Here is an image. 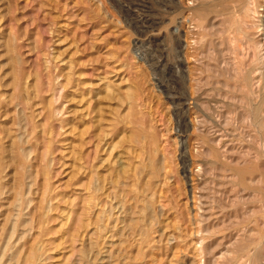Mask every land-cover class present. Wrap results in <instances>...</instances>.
Wrapping results in <instances>:
<instances>
[{
	"label": "rangeland",
	"instance_id": "rangeland-1",
	"mask_svg": "<svg viewBox=\"0 0 264 264\" xmlns=\"http://www.w3.org/2000/svg\"><path fill=\"white\" fill-rule=\"evenodd\" d=\"M255 51L264 58V0H0V249L14 226L9 264L33 253V264H264L263 151L252 147L260 161L243 172L222 161L214 135L196 130L192 103L221 120L225 145L249 146L236 129L253 135L244 119L264 102Z\"/></svg>",
	"mask_w": 264,
	"mask_h": 264
},
{
	"label": "bare ground",
	"instance_id": "bare-ground-1",
	"mask_svg": "<svg viewBox=\"0 0 264 264\" xmlns=\"http://www.w3.org/2000/svg\"><path fill=\"white\" fill-rule=\"evenodd\" d=\"M243 1V0H242ZM249 3V2H248ZM251 3V2H250ZM247 5V4H246ZM252 5V4H251ZM249 6H250V4H249ZM251 7V6H250ZM254 7V6H253ZM247 8V7H246ZM244 10H245V8H244ZM254 10V9H253ZM242 11V10H241ZM247 12H248V10H246ZM243 12V11H242ZM252 12V11H251ZM250 12V13H251ZM247 15V14H246ZM252 15H254V12L252 13ZM252 17V16H251ZM242 18V17H241ZM185 19V18H184ZM244 19V18H243ZM246 20V19H245ZM253 20V19H252ZM192 21H195V19L194 20H192ZM238 23V22H237ZM199 25V24H198ZM237 25H239V24H237ZM253 25V24H252ZM200 27V26H199ZM250 27V26H249ZM144 28V27H143ZM254 28V27H253ZM201 29V28H200ZM199 29V30H200ZM251 29H252V27H251ZM239 30V29H238ZM237 30V31H238ZM248 31V30H247ZM177 35V34H176ZM180 38H181V36H180ZM245 38V37H244ZM243 38V39H244ZM246 40V39H245ZM194 41V40H193ZM192 41V42H193ZM197 43H198V41H197ZM193 44H196V43H193ZM245 44L246 45H248V42L246 43L245 42ZM182 46V45H181ZM195 46V45H194ZM259 46V45H258ZM238 48H240V47H238ZM238 48H237V50H238ZM181 49V48H180ZM254 49V48H253ZM260 49V48H259ZM248 51V50H247ZM251 51H253L252 49H251ZM239 53V52H238ZM259 53V52H258ZM240 54V53H239ZM182 60V59H181ZM243 60V59H242ZM251 60V59H250ZM237 61V60H236ZM244 61V60H243ZM183 63V62H182ZM236 63V62H235ZM238 63V62H237ZM180 64V63H179ZM252 66L251 67H253V69L251 70L252 71V73H255V71H258L259 72V70L261 71L262 69V67H264L263 65H264V58L261 56V55H258L257 53H256V51H255V53H254V55H253V59H252ZM233 66V65H232ZM183 67V66H182ZM234 67H236L235 65H234ZM238 68H239V66H238ZM235 70H237L236 68H234ZM185 70V69H184ZM187 70V69H186ZM192 70V69H191ZM188 71V70H187ZM187 71H183V72H187ZM189 71H190V68H189ZM248 71V70H247ZM182 72V73H183ZM181 73V74H182ZM190 73V72H189ZM237 73V72H236ZM239 73V72H238ZM243 73V72H242ZM246 73V72H245ZM244 73V74H245ZM251 72H250V74H252ZM191 74H193V72L191 73ZM256 74V73H255ZM258 74H260V73H258ZM190 76V75H189ZM248 76H251V75H249L248 74ZM260 77H261V75H259ZM188 77V76H187ZM239 77H241V75L239 76ZM184 78H186V76H184ZM194 78V77H193ZM251 78V83L250 82H248V83H250V84H252V81H253V77H250ZM189 79H190V77H189ZM242 79V78H241ZM261 79V78H260ZM185 81V80H184ZM242 81V80H241ZM255 81V80H254ZM195 82V81H194ZM193 82V83H194ZM246 82V81H245ZM259 82V81H258ZM192 83V82H191ZM243 83H244V81H243ZM242 83V84H243ZM190 85V84H189ZM188 85V86H189ZM246 84H244V86H245ZM255 85V84H254ZM264 85V84H263ZM247 86V85H246ZM245 86V87H246ZM250 86V85H249ZM190 87V86H189ZM188 87V88H189ZM239 87H240V84H239ZM248 87V86H247ZM255 87H257V86H255ZM262 87V86H261ZM191 88V87H190ZM251 88H254V87H252L251 86ZM250 88V89H251ZM187 89V88H186ZM186 89H185V91H186ZM247 89V88H246ZM249 89V88H248ZM249 89V90H250ZM198 90V89H197ZM248 90V91H249ZM255 90H256V88H255ZM196 91V90H195ZM194 91V92H195ZM197 92V91H196ZM251 91H249L248 93H250ZM255 92V91H254ZM259 92V91H258ZM186 93V92H185ZM184 93V94H185ZM262 93V92H261ZM189 94V93H188ZM192 94V93H191ZM195 95V94H194ZM203 95V94H202ZM205 95V94H204ZM251 95V94H250ZM253 95V94H252ZM256 95V94H255ZM261 95V94H260ZM263 95V94H262ZM184 96V98H183V101L184 102H187L188 101V99H187V97H189V95L187 96V94H185V95H183ZM196 96V95H195ZM249 96V95H248ZM191 97H193V96H191ZM253 97V96H252ZM258 97H260L259 95H258ZM197 98V97H196ZM186 99H187V101H186ZM191 99V98H190ZM263 99V98H262ZM202 100H204V99H202ZM248 100V99H247ZM198 101H200V99L199 100H193V102L192 103H194L195 104V109H196V107H197V109H198V114L199 115H197V113H196V115L197 116H193V117H195V118H193V119H195L194 121L196 122V130L198 131V133H200L201 135H204V136H207V135H210V136H212V135H214L212 138L213 139H211V140H209L208 139V137H207V139L209 140V142H210V144H213V146H215V148L218 150V155L221 157V160L222 161H229L230 160V163L234 166V167H237L238 169H240V166H242V165H244V164H250L251 162H256V164L260 161L259 159H260V156L259 155H256V153H253V149H252V147H255L257 150L259 149V151H260V149L263 151V153L262 154H264V141L262 140V134H263V132H264V102H262L261 103V105L260 106H257V108H256V110H254V112H253V116L250 118V116H249V118L247 117V118H245L244 120H245V122H247L248 124H250V127L252 128L253 127V130H254V133H253V135H251V134H247L246 132H245V130L244 129H246V127H242V128H240L239 130L238 129H236V136L239 138V136H243V135H245L246 137H249V139H250V145L249 146H247V147H243L241 144L239 145H230L231 146V148H230V146L229 145H225L224 144V140H225V137H226V135L224 134V128H223V126H222V123H221V120H219V118L218 117H216L215 116V118H217V120H216V122H213L211 119H210V117H209V114L207 113V112H204V111H202V108H200V106H199V103L200 102H202V101H200L199 103H198ZM205 101V100H204ZM254 101H256V100H254ZM189 102V101H188ZM249 102H251V100L250 101H248V103ZM191 103V102H190ZM190 103H188V104H190ZM252 103V102H251ZM257 104H258V101L256 102ZM193 104V105H194ZM211 104V103H210ZM225 104V103H224ZM244 104V103H243ZM217 105V104H216ZM251 105H253V104H251ZM256 105V104H255ZM223 106V105H222ZM221 106V107H222ZM174 107V106H173ZM194 107V106H193ZM176 108H178V107H176ZM183 108V107H182ZM181 108V109H182ZM179 109V108H178ZM180 110V109H179ZM243 110V109H242ZM185 111V110H184ZM186 111H187V108H186ZM211 111V110H210ZM209 111V112H210ZM179 112V111H178ZM248 112V111H247ZM246 112V113H247ZM180 113V112H179ZM183 113H185V112H183ZM250 113H252L251 112V110H250ZM130 115V114H129ZM129 115L127 116V117H129ZM185 115V114H184ZM184 115H182V116H180L181 118H182V120H180L181 122H183V124H184V126H185V129L189 126V124H185V121H184ZM244 115V114H243ZM249 115V114H248ZM251 115V114H250ZM132 116V115H131ZM175 116V115H174ZM178 116H179V114H178ZM178 116H175L176 118L178 117ZM180 117H178L179 119H181ZM243 117V116H242ZM23 118V117H22ZM142 118V117H141ZM176 118H175V120H176ZM187 118V117H186ZM191 119V118H190ZM192 119V120H193ZM228 119V118H227ZM178 120V119H177ZM177 120H176V122H177ZM192 120H191V122H192ZM223 120V119H222ZM233 120V119H232ZM138 121V120H137ZM188 121V120H187ZM190 121V120H189ZM227 121V120H226ZM140 122V121H139ZM190 122V123H191ZM234 122V121H233ZM246 123V124H247ZM178 124V123H177ZM179 124H180V122H179ZM179 124L177 125V126H179ZM212 124H214V126L212 125ZM181 125V124H180ZM191 125H193V123H191ZM232 126H233V124H232ZM193 127V126H192ZM191 127V128H192ZM234 127H236V126H234ZM140 128H142V127H140ZM140 128L138 129V130H140ZM189 128V127H188ZM187 128V129H188ZM180 129V128H179ZM178 129V130H179ZM194 129V128H193ZM142 130V129H141ZM190 130V129H189ZM180 131V130H179ZM230 132V131H229ZM182 133V132H181ZM183 134H185V133H183ZM192 134H193V132H192ZM144 135H146V134H144ZM147 136V135H146ZM193 136V135H192ZM200 136V135H199ZM198 136V137H199ZM151 137V139H152V141H154V139L152 138V136H150ZM230 137V136H229ZM21 138V137H20ZM228 138V137H227ZM133 139V138H132ZM150 139V138H149ZM200 139V138H199ZM20 140V139H19ZM198 140V139H197ZM202 140H204V139H202ZM230 140V139H229ZM234 140V139H233ZM149 141V140H148ZM184 141V140H183ZM199 141V140H198ZM235 141V140H234ZM240 141V140H239ZM204 143H207L206 141H203ZM229 142V141H228ZM227 142V143H228ZM236 142H238V141H236ZM144 143V141H142V144ZM155 143V142H154ZM154 143H153V145H154ZM177 143V142H176ZM176 143H175V145H176ZM199 143V142H198ZM231 143H233V142H231ZM14 144L15 143H13V146H14ZM197 144V143H196ZM145 145V144H144ZM151 145V144H150ZM150 145H148L147 144V146H150ZM207 145V144H206ZM145 147H146V145H145ZM145 147H143V148H145ZM177 147V146H176ZM186 147V146H185ZM211 147H212V145H211ZM140 148V147H139ZM148 148V147H147ZM150 148V147H149ZM152 148H155V146L153 147L152 146ZM194 148V147H193ZM192 148V149H193ZM202 149H201V151H199V152H197L198 154H200L201 156L202 155H204V154H206V155H208V150L207 149H205V147H204V145H202V147H201ZM49 149V148H48ZM199 149V148H198ZM215 149V150H216ZM177 150V149H176ZM144 151V150H143ZM142 151V152H143ZM149 150H147V152H148ZM152 151H154V150H152ZM156 151H157V148H156ZM155 151V152H156ZM181 161H182V165H183V173L185 174L186 172H187V169H188V163L186 162V160H185V157H184V145L182 144V147H181ZM197 151V150H196ZM46 152H49L48 150H46ZM146 152V151H145ZM15 153V152H14ZM192 153V152H191ZM191 153H189L190 155H191ZM193 153H194V151H193ZM45 154V153H44ZM142 154H144V152L142 153ZM155 154V153H154ZM213 154V153H212ZM215 154V153H214ZM46 155H47V153H46ZM46 155H45V157L43 158V159H46ZM150 155V154H149ZM156 155V154H155ZM193 155V154H192ZM140 156H142V155H140ZM139 156V157H140ZM157 156V155H156ZM20 157V156H19ZM145 157V156H144ZM165 157V156H164ZM21 158V157H20ZM142 157H140V158H138V160L139 161H141L140 159H141ZM152 158V157H151ZM151 158H150V160H151ZM202 158V157H201ZM148 159V158H147ZM157 160V159H156ZM165 160V159H164ZM205 160V159H204ZM220 160V159H219ZM143 161V160H142ZM206 161V160H205ZM217 162V161H216ZM220 162V161H219ZM199 164H200V162H198ZM148 164V163H147ZM198 164V165H199ZM222 164V163H221ZM252 164V163H251ZM255 164V165H256ZM262 164V163H261ZM1 165V164H0ZM150 166H151V164H149ZM141 166V165H140ZM139 166V167H140ZM148 166V165H147ZM168 166V165H167ZM220 166V168H221V165H219ZM223 166V165H222ZM145 167V166H144ZM149 167V166H148ZM156 167V166H155ZM159 167V166H158ZM196 167V166H195ZM264 167V166H263ZM45 168H46V166H45ZM128 168V167H127ZM138 168V167H137ZM136 168V169H137ZM199 168V167H198ZM215 168V167H214ZM1 169L2 168H0V171H1ZM18 169H20V168H18ZM43 169V168H42ZM95 169H97V168H95ZM149 169V168H148ZM156 169V168H155ZM229 169V168H228ZM243 169H245V168H243ZM125 170V169H124ZM141 170V169H140ZM143 170V169H142ZM165 170V169H164ZM226 170V169H225ZM230 170H232V169H230ZM241 170V169H240ZM24 171V170H23ZM29 171V170H28ZM121 171V170H120ZM122 171H123V169H122ZM135 171H137V170H134V174H135ZM139 171V170H138ZM150 171V170H149ZM156 171V170H155ZM163 171V170H162ZM198 171H200V172H202V168H201V166H200V168L198 169ZM221 171H222V169H221ZM229 171V170H228ZM227 171V172H228ZM242 172H243V170H241ZM2 172V171H1ZM38 172V171H37ZM116 172V171H115ZM128 172V171H127ZM142 172V171H141ZM156 172H158V171H156ZM159 172H160V170H159ZM207 172V171H206ZM223 172H225L224 170H223ZM161 173V172H160ZM193 173V172H192ZM196 173V172H195ZM260 173V172H259ZM18 174V173H17ZM30 174V173H29ZM43 174H45L44 172H43ZM128 174H130V173H128ZM134 174H133V176H134ZM139 174V173H138ZM143 174H145L144 172H143ZM142 174V175H143ZM154 174V173H153ZM165 174V173H164ZM169 174V173H168ZM198 174V173H197ZM2 175V174H1ZM96 175V174H95ZM94 175V176H95ZM110 175H112L111 173H110ZM146 175V174H145ZM186 175H187V173H186ZM198 175H200V174H198ZM17 176V175H16ZM36 176V175H35ZM39 175H37L36 177H38ZM45 176V175H44ZM101 176V175H100ZM115 176V175H114ZM126 176V175H125ZM130 176V175H129ZM135 176H137V175H135ZM165 176H166V174H165ZM188 176V175H187ZM233 176V175H232ZM18 177V176H17ZM40 177V176H39ZM143 177H146V176H143ZM159 177V176H158ZM189 177V176H188ZM236 175L234 176V177H232L233 179H237L238 177H236ZM245 176H243V174L241 175V177H240V179L242 178H244ZM44 178V177H43ZM105 177H103V179H104ZM110 178V177H109ZM133 178V177H132ZM137 178H139L138 176H137ZM137 178L135 177V179L137 180ZM183 178H185V177H183ZM192 178H193V176L191 177V181H192ZM34 179V178H33ZM45 179V178H44ZM114 179V178H113ZM117 179V178H116ZM126 179V178H125ZM200 179V178H199ZM119 180V179H118ZM128 180V179H127ZM127 180L125 181V182H127ZM166 180H168V179H166ZM166 180H165V182H166ZM238 180V179H237ZM19 181V180H18ZM36 181V180H35ZM45 181V180H44ZM47 181H48V179H47ZM105 181V180H104ZM121 181V180H120ZM123 181H124V178H123ZM157 181H158V179H157ZM156 181V182H157ZM188 181V180H187ZM1 182V181H0ZM46 182V181H45ZM132 182V181H131ZM146 182V181H145ZM164 182V183H165ZM168 182V181H167ZM183 182V181H182ZM184 182H186V181H184ZM183 182V183H184ZM206 182H208V181H206ZM251 182L253 183L254 181H252L251 180ZM260 182V181H259ZM35 183V182H34ZM95 182L93 181V184H94ZM114 183H115V181H114ZM117 183V182H116ZM139 182H137V184H138ZM147 183V182H146ZM188 183V182H187ZM192 183V182H191ZM195 183V182H194ZM226 183V182H225ZM229 183V182H228ZM97 184V183H96ZM96 184H95V186H96ZM104 184H105V182H104ZM134 184V183H133ZM186 184V183H185ZM193 184V183H192ZM227 184V183H226ZM261 184V183H260ZM1 185V184H0ZM46 185V184H45ZM47 185H48V182H47ZM112 185V184H111ZM116 185V184H115ZM135 185V184H134ZM162 185V184H161ZM165 185H166V183H165ZM184 185V184H183ZM2 186H4V185H2ZM88 186V185H87ZM105 186V185H104ZM107 186V185H106ZM108 186H109V184H108ZM107 186V187H108ZM137 186V185H136ZM135 186V187H136ZM139 186V185H138ZM150 186V185H149ZM186 186V185H185ZM192 186V185H191ZM205 186H207V185H205ZM238 186V185H237ZM237 186L235 187V188H237ZM259 186V185H258ZM261 186H264V185H261ZM48 187V186H47ZM47 187H46V189H47ZM91 187H93V186H90V187H88V188H91ZM97 187V186H96ZM106 187V188H107ZM124 187V186H123ZM196 187V186H195ZM11 188V187H10ZM13 188V187H12ZM30 188V187H29ZM95 188V187H94ZM113 188V187H112ZM111 188V189H112ZM126 188V187H125ZM139 188L141 189L142 187H141V185L139 186ZM149 188V187H148ZM147 188V189H148ZM185 188V187H184ZM183 188V189H184ZM193 188V187H192ZM262 188V187H261ZM2 189V188H1ZM1 189H0V191H1ZM6 189V188H5ZM13 189H16L15 187L13 188ZM42 189V188H41ZM93 189V188H92ZM109 189V188H108ZM107 189V190H108ZM128 189V188H127ZM156 189V188H155ZM187 189V188H186ZM258 189V188H257ZM10 190V189H9ZM25 190H27V189H25ZM44 190V189H43ZM107 190L105 191V192H107ZM134 190V189H133ZM132 190V191H133ZM136 190H137V188H136ZM136 190H134L133 191V193L131 194V195H133L134 194V192L136 191ZM142 190V189H141ZM194 190H195V188H194ZM193 190V191H194ZM201 190V189H200ZM204 190H205V188H204ZM210 190V189H209ZM212 190V189H211ZM233 190V189H232ZM239 190V189H238ZM262 190V189H261ZM5 191V190H4ZM92 191V190H91ZM91 191H88V195H91L92 193H90L89 194V192H91ZM111 191V190H110ZM127 191V190H126ZM129 191V190H128ZM192 191V192H193ZM252 191V190H251ZM263 191H264V189H263ZM87 192V191H86ZM102 192V191H101ZM101 192H100V194H101ZM113 192V191H112ZM111 192V193H112ZM115 192H116V188H115ZM137 192V191H136ZM135 192V193H136ZM143 192V191H142ZM147 192H149L148 190H147ZM154 192V191H153ZM155 192H156V190H155ZM215 192V191H214ZM217 192V191H216ZM7 193V192H6ZM5 193V194H6ZM10 192H8V194H9ZM15 193H17L16 191H15ZM43 193H44V191H43ZM93 193H94V190H93ZM110 193V192H109ZM114 193V192H113ZM113 193H112V195H113ZM237 193V192H236ZM254 193H256L255 191H254ZM26 194H27V192H26ZM102 194H103V192H102ZM144 194H146V193H144ZM154 194V193H153ZM13 195H14V193H13ZM25 195V194H24ZM45 195H48V192H47V194H43V196H45ZM87 195V194H86ZM93 195V194H92ZM111 195V194H110ZM115 195V194H114ZM120 195V194H119ZM195 195V194H194ZM219 195V194H218ZM244 195H245V193H244ZM253 195V194H252ZM123 196V195H122ZM143 196V195H142ZM197 196V195H196ZM200 196V195H199ZM14 197H15V195H14ZM14 197H13V199H14ZM17 197H18V195H17ZM46 197V196H45ZM50 197V196H49ZM48 197V198H49ZM88 197V196H87ZM100 197H101V195H100ZM106 197V196H105ZM111 196H109V198H110ZM120 197V196H119ZM125 197H126V194H125ZM149 197V196H148ZM194 197V196H193ZM252 197V196H251ZM24 198V197H23ZM47 198V197H46ZM47 198V199H48ZM89 198H92V197H88V199ZM95 198H96V196H95ZM127 198V197H126ZM146 198V197H145ZM187 198V197H186ZM248 198V197H247ZM9 199V198H8ZM42 199V198H41ZM111 199H112V197H111ZM111 199L109 200V202L111 201ZM128 199H130V198H128ZM134 199V198H133ZM132 199V200H133ZM138 199V198H137ZM152 199V198H151ZM193 199V198H192ZM219 199V198H218ZM232 199H234V198H232ZM231 199V200H232ZM27 200V199H26ZM32 200V199H31ZM91 199H89V201H90ZM93 200H94V197H93ZM113 200H114V198H113ZM127 200V199H126ZM146 200H147V198H146ZM161 200V199H160ZM189 200V199H188ZM44 201H46V200H44ZM50 200H48V202H49ZM97 201V200H96ZM96 201H94V202H96ZM101 201V200H100ZM99 201V202H100ZM125 201V200H124ZM128 201V200H127ZM140 201V200H139ZM150 201V200H149ZM191 201V200H190ZM248 201V200H247ZM23 202V201H22ZM41 202V201H40ZM119 202V201H118ZM123 202V201H122ZM121 202V204L123 205V203ZM130 202V201H129ZM137 202V201H136ZM191 202H193V200L191 201ZM13 203H15V201L13 202ZM50 203V202H49ZM86 203V202H85ZM90 202H88V203H86V205L87 204H89ZM92 203V202H91ZM106 203H107V201H106ZM127 203V202H126ZM131 203H133V201L131 202ZM138 203L139 202H137V205H138ZM144 203V202H143ZM185 203H187V202H185ZM235 203V202H234ZM17 204V203H16ZM145 204V203H144ZM160 204V203H159ZM194 204V203H193ZM198 204V206H197V208H198V210L199 211H201V213L202 214H204V211L202 210V202H201V200H199V202L197 203ZM210 204V203H209ZM212 204V203H211ZM210 204V205H211ZM38 205H41V204H39L38 203ZM85 205V204H84ZM92 205H93V203H92ZM91 204H90V206H92ZM96 205H98L97 203H96ZM100 205H102V204H100ZM110 205V204H109ZM108 205V206H109ZM125 205V204H124ZM135 205V204H134ZM140 205V204H139ZM195 205V204H194ZM193 205V206H194ZM17 206V205H16ZM23 206V205H22ZM30 206V205H29ZM48 206H50V205H48ZM89 206V207H90ZM107 206V205H106ZM111 206V205H110ZM118 206V205H117ZM187 206V205H186ZM213 206H216V205H213ZM10 207V206H9ZM31 207V206H30ZM41 207V206H40ZM96 207V206H95ZM100 207V206H99ZM121 207V206H120ZM119 207V208H120ZM132 207V206H131ZM134 207L135 206H133V208L132 209H134ZM144 207H145V205H144ZM208 207V206H207ZM264 207V206H263ZM17 208V207H16ZM85 208H86V206H85ZM88 208V207H87ZM86 208V209H87ZM92 208H93V206H92ZM97 208V207H96ZM96 208H93V209H95V210H97ZM103 208V207H102ZM104 208H105V206H104ZM107 208V207H106ZM122 208H124V206H122ZM137 208V207H136ZM135 208V209H136ZM217 208V207H216ZM10 209V208H9ZM20 209V208H19ZM38 209H39V207H38ZM41 209V208H40ZM45 209V208H44ZM43 209V210H44ZM48 209H49V207H48ZM47 209V210H48ZM117 209V208H116ZM144 209V208H143ZM184 209V208H183ZM193 209H194V207H193ZM196 209V208H195ZM213 209V208H212ZM82 210V209H81ZM84 210V209H83ZM99 210H100V208H99ZM98 210V211H99ZM106 210V209H105ZM105 210H103V211H105ZM111 210V209H110ZM119 210V209H118ZM117 210V211H118ZM186 210V209H185ZM9 211V210H8ZM13 211V210H12ZM34 211V210H33ZM39 211V210H38ZM41 211H42V209H41ZM86 211V210H85ZM94 211V210H93ZM92 211V212H93ZM120 211V210H119ZM130 211H131V209H130ZM137 211V210H136ZM134 212V210H133V212L134 213H137V212ZM206 211V210H205ZM43 212H45V210L43 211ZM50 212V211H49ZM82 212V215H81V217L83 216H85V212H83V211H81ZM124 212V211H123ZM143 212V211H142ZM153 212V211H152ZM225 212V211H224ZM9 213H11L10 211H9ZM19 213L20 214H22V212H20L19 211ZM88 213V212H87ZM106 213H107V211H106ZM111 213H113V212H110V214ZM141 213V212H140ZM139 213V214H140ZM37 214H39V212L37 213ZM44 214V213H43ZM47 214V213H46ZM46 214H45V216H46ZM84 214V215H83ZM128 214V213H127ZM126 214V215H127ZM144 214V213H143ZM143 214H140V216L142 215L143 216ZM256 213L254 212V215H255ZM8 215V214H7ZM40 215V214H39ZM96 215V214H95ZM121 215V214H120ZM189 215V214H188ZM196 215H198V214H196ZM264 215V214H263ZM41 216V215H40ZM44 216V215H43ZM80 216V214L78 215V217ZM88 215H86V217H87ZM93 216V215H92ZM99 216V215H98ZM100 216H102V213H101V215ZM108 216H110L109 215V213H108ZM113 216V215H112ZM125 216V215H124ZM128 216V215H127ZM139 216V215H138ZM139 216V217H140ZM147 216V215H146ZM193 216V215H192ZM191 216V214H190V218L192 217ZM5 217V216H4ZM7 217H9V216H7ZM6 217V218H7ZM22 217V216H21ZM80 217V218H81ZM84 218V219H80L79 221H83V220H86L87 218ZM94 217V216H93ZM119 217V216H118ZM131 217H132V215H131ZM134 217V216H133ZM132 217V218H133ZM137 217V216H136ZM194 217V216H193ZM198 217V216H197ZM204 217H206V216H204ZM24 218V217H23ZM41 218V217H40ZM48 218V217H47ZM98 218V217H97ZM96 218V219H97ZM101 218H103V217H101ZM101 218H98L99 220L101 219ZM109 218V217H108ZM111 218V217H110ZM113 218H115V216L113 217ZM113 218H112V220H113ZM200 218H203V215L200 217ZM251 218V217H250ZM8 219H10V218H7V221H8ZM43 218H41V220H42ZM45 219V218H44ZM79 219V218H78ZM107 219V218H106ZM118 219H120V218H118ZM128 219V218H127ZM156 219V218H155ZM192 219V218H191ZM199 219V218H198ZM197 219V220H198ZM219 219V218H218ZM12 219H10V221H11ZM20 220L21 219H19V222H20ZM38 220H39V218H38ZM41 220H39V221H41ZM102 220V219H101ZM109 220V219H108ZM111 220V221H112ZM116 220V219H115ZM123 220V219H122ZM137 220V219H136ZM157 220V219H156ZM6 221V223H8ZM15 221V220H14ZM36 221V220H35ZM35 221H33V222H35ZM45 221V220H44ZM77 221V220H76ZM79 221H77V222H79ZM91 221V220H90ZM188 221H189V218H188ZM5 222V221H4ZM12 222H13V220H12ZM32 221L30 222L31 224H34ZM87 222V221H86ZM102 222V221H101ZM122 222V221H121ZM125 222H127V221H125ZM131 222V221H130ZM134 222V221H133ZM136 222V221H135ZM158 222V221H157ZM190 222H191V220H190ZM199 222V221H198ZM197 222V223H198ZM208 223L207 224H209V222H211L210 220L209 221H207ZM25 223V222H24ZM29 223V222H28ZM27 223V224H28ZM29 223V224H30ZM80 223V222H79ZM85 223V222H84ZM83 223V224H84ZM103 223V222H102ZM146 223V222H145ZM193 223V222H192ZM201 223V222H200ZM202 223H203V221H202ZM30 224V225H31ZM42 224V223H41ZM88 224V223H87ZM95 224V223H94ZM109 224V222L108 223H106V225H108ZM116 224H117V221H116ZM123 224V223H122ZM132 224V223H131ZM134 224V223H133ZM149 224V223H148ZM9 225V224H8ZM26 225V224H25ZM35 225V224H34ZM38 225H40V224H38ZM43 225V224H42ZM89 225H91V224H89ZM89 225H87L88 227H89ZM142 225V224H141ZM203 225V224H202ZM201 225V226H202ZM5 226V228H6V224L4 225ZM79 226V225H78ZM115 226V225H114ZM123 227H124V225H122ZM133 226V225H132ZM137 226H138V224H137ZM17 227V226H16ZM33 227V226H32ZM31 227V228H32ZM41 227H43V226H41ZM82 227H83V225L81 226V223H80V228H81V230L80 231H83V230H85V229H83L82 230ZM87 227V228H88ZM94 227V226H93ZM99 227H101V225L99 224ZM108 227V226H107ZM116 227V226H115ZM126 228H127V225L125 226ZM131 227V226H130ZM138 227H140V225L138 226ZM142 227V226H141ZM147 227V226H146ZM18 228V227H17ZM38 228H39V226H38ZM75 228H77V227H75ZM74 228V229H75ZM84 228V227H83ZM96 228V227H95ZM126 228H124V229H126ZM136 228V227H135ZM143 228V227H142ZM258 228V227H257ZM3 229V228H2ZM101 228H99V229H97V230H100ZM104 229H105V227H104ZM103 229V230H104ZM107 229V228H106ZM105 229V230H106ZM132 229H133V227H132ZM198 229H201L200 227L198 228ZM250 229V228H249ZM5 230V229H4ZM32 230V232H33V229H29V231H31ZM44 230V229H43ZM76 230V229H75ZM119 230V229H118ZM130 230V232H131V229H129ZM137 230V229H136ZM140 230V229H139ZM138 230V231H139ZM146 230V228L144 229V231ZM2 231V230H1ZM77 231V230H76ZM123 231V230H122ZM194 231H195V229H194ZM4 232V231H3ZM25 232V231H24ZM39 232V231H38ZM74 232V231H73ZM84 232V231H83ZM82 232V233H83ZM87 232V231H86ZM96 232V231H95ZM104 233H106L105 231H103ZM109 232H110V230H109ZM114 232V231H113ZM116 232H118V231H116ZM146 232V231H145ZM197 232V231H196ZM202 232V231H201ZM22 233V232H21ZM29 233V232H28ZM34 233V232H33ZM78 233H80L79 232V229H78V232L75 234L76 235V237L78 236ZM97 233H99V231L97 232ZM122 233V232H121ZM125 233H127V232H125ZM135 233V232H134ZM151 233V232H150ZM198 233V232H197ZM1 234H2V232H1ZM15 229H14V226H13V228L11 229V231L6 235V238H8L3 244V246H4V248L3 249H0V264H9V263H11V261L13 260V259H15V257H13V252L11 251V249L13 248V246H12V238L15 236ZM38 234V233H37ZM73 234V233H72ZM103 234V233H102ZM199 234V233H198ZM28 235H30V234H28ZM40 235V234H39ZM143 235V234H142ZM207 235V234H206ZM259 235V234H258ZM2 236L3 235H1L0 237V240L2 239ZM74 236V235H73ZM89 236V235H88ZM98 236L99 235H97V238H98ZM105 236V234L103 235V237ZM121 237H122V235H120ZM133 236V235H132ZM132 236H130V237H132ZM139 236V235H138ZM205 236V235H204ZM34 237V236H33ZM36 237V236H35ZM40 237H41V235H40ZM91 237H93V236H91ZM90 237V238H91ZM113 237V236H112ZM141 236H139V238H140ZM25 238V237H24ZM72 238H74V237H72ZM78 238V237H77ZM77 238H74V239H76L77 240ZM237 238H240V237H237ZM236 238V239H237ZM17 239V238H16ZM20 239H23V237L22 238H19V240ZM27 239V238H26ZM74 239H73V241H74ZM82 239V238H81ZM103 239V238H102ZM129 239V238H128ZM131 239V238H130ZM129 239V240H130ZM142 239V238H141ZM148 239V238H147ZM245 239H247V238H245ZM15 240V239H14ZM39 240H41V238L39 239V238H37V241H39ZM75 240V241H76ZM90 240V239H89ZM94 240V239H93ZM96 240V239H95ZM94 240V241H95ZM100 240H101V238H100ZM99 240V242L100 243H102L101 241ZM138 240H140V239H138ZM138 240L136 241V240H134L135 242H137L138 243ZM238 240V239H237ZM236 240V241H237ZM250 240V239H249ZM251 240H253V239H251ZM21 241V240H20ZM98 241V240H97ZM122 241H124V240H121V242ZM125 241H128V240H125ZM144 241V240H143ZM146 241V240H145ZM1 242V241H0ZM28 242V241H27ZM80 242V241H79ZM131 242V241H130ZM132 242H133V240H132ZM131 242V243H132ZM147 242V241H146ZM145 242V243H146ZM155 242V241H154ZM38 243V242H37ZM81 243V242H80ZM92 243V242H91ZM95 243V242H94ZM144 243V244H145ZM2 244V243H1ZM130 244V243H129ZM133 244V243H132ZM148 244V243H147ZM93 245V244H92ZM136 245V244H135ZM142 245H143V243H142ZM150 245V244H149ZM148 245V246H149ZM38 246V245H37ZM42 246V245H41ZM40 246V247H41ZM90 246H91V244H90ZM89 246V247H90ZM96 246H98V245H96ZM132 246V245H131ZM144 246V245H143ZM142 246V247H143ZM19 247V246H18ZM21 247V246H20ZM29 247H31V246H29ZM123 247H124V245H123ZM128 247V246H127ZM134 246H132V248H133ZM35 248H36V246H35ZM82 248V247H81ZM97 248V247H96ZM96 248H94V249H96ZM131 248V249H132ZM30 248H28V250H29ZM89 249V248H88ZM94 249H92V250H94ZM104 249V248H103ZM16 250H17V248H16ZM21 250V249H20ZM31 250V249H30ZM34 250V249H33ZM36 250V249H35ZM98 250H99V248H98ZM122 250H123V248H122ZM199 250H200V248H199ZM40 251H41V249H40ZM141 251H142V249H141ZM140 251V252H141ZM23 252V251H22ZM31 252H32V250H31ZM37 252V251H36ZM89 252V251H88ZM92 252V251H91ZM131 252V251H130ZM129 252V253H130ZM140 252H139V254H140ZM41 253V252H40ZM40 253H38V254H40ZM79 253V252H78ZM77 253V254H78ZM93 253V252H92ZM86 254H87V251H86ZM96 254V253H95ZM111 254V253H110ZM127 254V253H126ZM136 254H138V253H136ZM138 254V255H139ZM23 255V254H22ZM26 255V254H25ZM35 255H36V253H35ZM34 253H33V255L31 254L25 261H23V262H19V260H16V264H33L34 263ZM81 255V254H80ZM97 255V254H96ZM121 255V254H120ZM137 255V256H138ZM21 256V255H20ZM19 256V257H20ZM38 256V255H37ZM36 256V257H37ZM41 255H39V257H40ZM88 256V255H87ZM89 256H90V253H89ZM88 256V257H89ZM101 255H99V257H100ZM115 256V255H114ZM136 256V255H135ZM137 256H136V260H137ZM78 257H79V255H78ZM84 257H85V255H84ZM94 257V256H93ZM139 257L140 256H138V259H139ZM224 257V256H223ZM232 257H236V256H233L232 255ZM238 257V256H237ZM108 258V257H107ZM117 258V257H116ZM115 258V259H116ZM122 258V257H121ZM127 258V257H126ZM143 258H144V256H143ZM82 259V258H81ZM85 259H86V257H85ZM90 259H91V257H89V261H90ZM93 259H95V257L93 258ZM232 259H235V258H232ZM103 260V259H102ZM112 260V259H111ZM114 260V259H113ZM121 260H123V259H121ZM120 260V261H121ZM222 260H223V258H222ZM236 260H238L237 258H236ZM15 261V260H14ZM39 261H40V259H39ZM96 261V260H95ZM95 261H94V264H95ZM98 261V260H97ZM104 261V260H103ZM108 261V260H107ZM107 261L105 262V263H107ZM110 261V260H109ZM133 261H134V259H133ZM234 261V260H233ZM77 262H80V261H77ZM127 262V261H126ZM130 262V261H129ZM209 262V261H208ZM235 262H237V261H235ZM235 262H234V264H235ZM35 263H36V261H35ZM91 263H93V262H91ZM98 263V262H97ZM109 263V262H108ZM135 263H136V261H135ZM138 263V262H137ZM219 263V262H218ZM217 263V264H218ZM227 263H229V264H233V263H230L229 261L227 262ZM38 264H40V262L38 263ZM80 264V263H79ZM84 264V263H83ZM110 264V263H109ZM112 264V263H111ZM114 264H116V263H114ZM124 264V263H123ZM142 264V263H141ZM212 264H213V262H212Z\"/></svg>",
	"mask_w": 264,
	"mask_h": 264
}]
</instances>
